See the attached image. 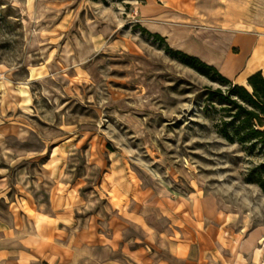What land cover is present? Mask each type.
<instances>
[{"label": "rangeland", "instance_id": "1", "mask_svg": "<svg viewBox=\"0 0 264 264\" xmlns=\"http://www.w3.org/2000/svg\"><path fill=\"white\" fill-rule=\"evenodd\" d=\"M146 2L0 0V220L21 236L35 204L72 216L44 218L72 221L37 244L53 264H133L137 246L179 264L177 243L189 264H264V146L227 140L235 84L190 66ZM79 226L82 245H55Z\"/></svg>", "mask_w": 264, "mask_h": 264}, {"label": "crops", "instance_id": "2", "mask_svg": "<svg viewBox=\"0 0 264 264\" xmlns=\"http://www.w3.org/2000/svg\"><path fill=\"white\" fill-rule=\"evenodd\" d=\"M142 15L151 17L155 32L166 38L171 46L214 66L234 84H244L258 71L264 75V0H147L142 5ZM35 205L41 219L38 221L34 217L31 230L27 227L21 236L19 231L24 227L18 225L16 217H13L11 225L0 220V264H37L42 256L50 264L61 261L62 255H59L51 262L48 257L50 247L39 249L37 244L40 245L51 232L56 238L63 230L67 233L66 223L72 222V216L67 212L41 210L40 204ZM65 213L71 220L58 219L54 227L44 221L46 217L57 219ZM71 231L68 242H55L58 248L67 250L72 245L78 246V240L80 245L83 244V227L72 228ZM116 236L113 231L104 244L126 250L124 242H115ZM13 239H17L20 246H14ZM140 249L137 246L128 250L134 259L133 264L145 262ZM174 251L181 261L179 264H189V250L177 243Z\"/></svg>", "mask_w": 264, "mask_h": 264}, {"label": "trees", "instance_id": "3", "mask_svg": "<svg viewBox=\"0 0 264 264\" xmlns=\"http://www.w3.org/2000/svg\"><path fill=\"white\" fill-rule=\"evenodd\" d=\"M187 63L203 74L209 71L216 73L221 80L226 83H232L224 77L219 71L211 65L206 64L195 56L182 53ZM246 86L235 84L229 91V96L222 95V99H226L231 105L229 108H236L233 113V119L230 123L236 124L233 131L228 129L225 122V137L230 142H238L240 144L258 143L264 146V75L258 71L248 77ZM264 168V167H263ZM250 180L257 183L264 191V173H251Z\"/></svg>", "mask_w": 264, "mask_h": 264}, {"label": "bare ground", "instance_id": "4", "mask_svg": "<svg viewBox=\"0 0 264 264\" xmlns=\"http://www.w3.org/2000/svg\"><path fill=\"white\" fill-rule=\"evenodd\" d=\"M257 241V237L254 235L252 236V238L250 239L251 243H255ZM255 247V246H254Z\"/></svg>", "mask_w": 264, "mask_h": 264}]
</instances>
